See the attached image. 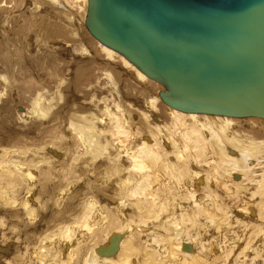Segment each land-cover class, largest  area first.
Masks as SVG:
<instances>
[{
  "label": "rangeland",
  "instance_id": "374dc122",
  "mask_svg": "<svg viewBox=\"0 0 264 264\" xmlns=\"http://www.w3.org/2000/svg\"><path fill=\"white\" fill-rule=\"evenodd\" d=\"M30 1L29 0H25V1L24 0H0V150L3 153H5V155L0 154V160L3 159V161H5L7 159H10V161L7 164H4V162H3V165L0 164V188H4V189H0V193L2 190H4V192L2 191L4 198H2V194H0V210H1L0 211V256L2 257V258L0 257L1 258L0 263L1 264H7V262L11 261L10 262L11 264H43V263L44 264H56V262H57V264H61V262H60V260H62L61 258H63V262L66 261L64 263H67V260H66L67 259V249L64 248V243H66L67 241H70L71 245L75 244L76 250H78V251L84 250L83 251V253H84L86 250H89L90 248L93 249V246L97 245V244L93 245L92 244L93 242H91L92 241L91 239H93V238L97 239L98 238L97 242L100 243V241H102L106 238V236H105L106 234L111 233V232L112 233H114V232L117 233V232H121V231L124 232L126 227L130 224V226L132 225L131 226L132 231H135V232H132V241H133L132 243H133L134 247L138 248V250L141 252V255L138 256V264H139V263L143 262V259H142L143 255L152 252V250H154V248H156V246L159 247L158 244H161V243H159V241H165L168 238V236H165V240H164V235H169V237L173 235V233H172L173 229L171 227H168L167 225L173 219H175L174 221L178 222L184 231V234H182V236L180 237L179 240L176 241V243L180 242L181 244L188 243L190 245H194V242L192 243V240H193L192 238H195L198 236L200 237L202 235L201 237H204V238H202L203 247H205V248H201L200 246H196V245L195 246L197 247L198 253L200 252L199 256L202 257V255H204L203 258L205 260L207 259L206 261H211L214 258V256L213 257L211 256V253L217 251V255L218 254H219L218 256L221 255L222 260L216 264H264V215H263L264 213L262 214L263 218H262V216L260 218H256V217L250 216L252 209L250 210V212L248 210V207L250 208V207H254V206H255L254 210L258 209V206H260L259 200L262 203L264 202L263 201L264 200V196H263L264 191H262L261 188L257 187V185L255 184L254 181H257L256 180L257 178L255 176L251 177L255 174V172L257 174V172L259 173L262 170H264V166H263L264 161L260 162V161L264 160L263 159V157H264V150H263L264 145H261L264 142V121H258L255 119H249V120L243 119L241 121V120L236 119L235 121L232 122V125H231L232 128L230 127L227 130L226 134L222 137V139H221L222 141L220 143L219 142L215 143L214 140H213V142L212 141L208 142V145H209L208 148H210V149H208L204 158L202 160H199L201 162L196 161L197 159H195L193 157V155H189L190 157L188 158L186 163H181L179 161H176L173 158L174 153H176V151L181 150L183 153L186 152L185 154L188 155V154H190V149L187 146V144L184 141H182V138L179 135L183 132V130L176 123V121L173 120V116L171 114L172 109H168L163 103L159 102V104H158L159 106H157L156 111H154L156 113L152 112V114H154L155 118H152L150 116V114H147V113H149L150 110L146 109L147 106L143 103L144 101H146V99L148 100L152 97H158V93L163 90L162 87L159 84L154 83L150 80H149L150 83L149 82H147V83L143 82L142 83V82L137 81L134 74L128 70H127L128 72L126 70H124L118 61H115L116 63H114V61L105 63L106 61H104V57L102 58L103 55H102L101 50L99 49L98 46L97 47L94 46V43L92 42L93 38L91 36H89V34L86 32V30L83 26V18L85 15L84 14L85 13V6L81 0H78V1L58 0L59 4H61L63 10L61 9L60 6H59L60 8L58 9V7H57L58 5L55 8L51 6L53 9L51 7L49 9V11L54 10L57 15L59 13L58 16L56 14L53 15L56 20L53 17H50L48 13L42 12L44 8H47L46 6H48V8H49V5H48L49 2H45L48 0H36L38 4L39 3L41 4L40 8H36V6L34 7V4L32 2L33 0H30ZM27 5H28V9H27ZM43 5H45V6L43 7ZM58 10H60L62 13H60ZM43 13L47 14L48 16L44 15ZM60 18H65L67 22L63 23V25H62V23H61L62 21L60 20ZM22 20H25L26 23H32L35 20V21L45 23V24L49 23V25H53L52 23H55V22H57V24L61 23L59 25H62V27L63 26L68 27L69 26V28H65V30L67 29L66 31H69V32L63 31L64 32V34L62 35L63 37H57L56 38V40H57L56 42H58V43L54 42L55 43L54 44L53 42H48L49 44L48 43L47 44L50 48H47L48 46L45 45L46 42H44V41L42 42L41 38H39V35L37 34V27H33V29L30 28L29 29L30 32H28L27 29L23 28L22 34H20V35L18 34L19 33L18 27H19L20 22ZM66 23H68V24H66ZM31 29L33 30L34 33L31 31ZM25 31H27V33ZM70 31H71V33H70ZM72 36H74L75 39ZM76 37H78V38H76ZM62 39L64 41H61ZM79 41L81 44L85 45V48H87L89 50V54H87L88 56H85V58H86L85 60L87 61V59L88 60L90 59V62L92 61V64H94V65H91V64H89L90 63L89 62L88 67L89 66L91 67V70L93 71V73L94 72L96 73V71L98 70L96 73L97 76L95 73L93 74V76L95 75L96 78H95V76L94 77L92 76V79L88 78V79H86V81L81 82V84L74 82V75H72L71 72L73 73L74 72L73 69H75V68L77 69V71L82 70V69L84 70L85 67L83 66L82 63L81 64L78 63V62H80L79 60H77L79 58V56L78 57L75 56L73 59L67 58V56H69V55H67L68 53L66 54L65 51H63L64 49H67L70 52L72 50L71 45L77 46L80 43H78L76 45L75 42L77 43ZM83 41H84V43H82ZM71 42H73V44ZM94 42L97 43L95 40H94ZM41 44L44 45L43 49L45 47L44 54L46 56L52 55V59L54 60V62H59V63H57V65L54 66V68L57 69V72H53V74L50 73V67H48L46 65V61L50 62L49 59L46 60L47 57L45 55H42L43 53H41V51H40L41 50L40 47L42 46ZM50 44L52 46L53 45L56 46V44H57L58 48H56L57 46L56 47L54 46L56 49L55 48L53 49V47ZM59 45L60 46L63 45V47L61 48V47H59ZM12 56H13V58H12ZM14 56H15V58H14ZM16 57H18V60H19V58L21 59V64L18 66H16V64H15ZM94 61L97 62V64ZM75 63L77 65H79V64L80 65L76 66ZM99 63H100V65H99ZM108 64H109V66H108ZM113 64H114V66H113ZM95 65H98L100 67V70L98 69L99 67L97 68V66H95ZM102 65H103V67H102ZM107 66L110 68L112 73H115V74L117 73L116 76L119 75L118 72L119 73L122 72V73H120L121 76L120 75L119 76L120 77L123 76L124 78L122 79L120 77H117L118 80L119 79L121 80V81H116V83L119 82V84L117 83L118 84L117 87L112 86L110 83H106L107 81L104 79L103 74L105 73V70L107 71V69H109ZM110 66H112V67H110ZM116 66H117V68H116ZM8 70L10 72H8ZM69 71H71V72H69ZM99 71H103V72H99ZM114 71H116V72H114ZM65 74H71V76H65ZM101 74L103 77L101 76ZM98 76H99V78H98ZM1 77H5V79L2 80ZM97 78L98 79L101 78L100 80L102 81V83L100 84V86L97 84H94V83L100 81V80L98 81ZM124 81L128 82L126 84V86L128 88V89L126 88V91H127L126 95H128L127 96L128 100H126L127 98H125V96L123 94L125 92L120 88V86H122L124 84ZM121 83H122V85H121ZM116 88L117 89L120 88L123 91V93L118 92V90ZM138 88H140V89H138ZM95 89L98 91H96ZM55 91H56V93H55ZM72 91H73V93H72ZM37 92H38V95H37ZM98 92H101V93H98ZM136 93H138V94H136ZM141 93L147 95L146 97H148V98H146L145 95L142 97ZM40 94H41V96H40ZM50 94H51V96H50ZM129 94H131V96H129ZM93 96H94V98H93ZM115 96H117V97H115ZM46 97H47V99H46ZM106 97H108L109 99H107ZM76 98H77V100H76ZM104 98H106L107 100L106 99L104 100ZM134 98L137 100H135ZM40 99L42 100V102H40L41 101ZM72 99H73V101H71ZM95 99H97L98 101ZM143 99H144V101H143ZM28 100L29 101L32 100V101L29 102ZM34 100L35 101L38 100L41 103V104H39V107L37 108L38 110L40 109L39 112L43 113L44 111H46L44 113H47V114H44L43 117H41L39 112H38L39 114L34 113L33 110L36 109L33 105ZM77 101L79 104L77 103ZM134 101H136V103ZM84 102L86 104L88 102L89 103L86 105ZM95 102H96V104H95ZM107 102L109 104H107ZM133 102L135 103L136 106H134ZM42 104H43V108H42ZM114 104H116V105L119 104L121 106L123 113L120 111L116 112L115 111L116 109L114 108L115 107ZM123 104H125V107ZM44 105H46V106H44ZM88 105L89 106L92 105V106L89 107ZM95 105H97V106H95ZM108 105H110V106L112 105V106L110 107ZM86 106H88V107H86ZM83 107H86V108H83ZM109 107L111 109L113 108L114 110L113 109L111 110ZM134 107H136L137 109L136 108L134 109ZM139 107H140V109H138ZM105 108H107V110L109 109L108 111L111 113L114 112L115 115L118 113L116 115L117 117L124 115L123 117L122 116L121 117L124 118L125 121H127L128 126L126 125L123 128V130L128 132L129 134H131V133L132 134L131 135L126 134L125 136L123 135V138L121 137L122 140L124 139V137H125V139L130 138L128 141L124 142V144H125L124 145V154H126V158L123 155V150L119 149V151H117L118 146H116V143H114L115 144L114 147L109 148L110 147L109 146L110 140L108 137H110L112 132H113L112 127L108 126V125H100V122L96 120L97 118L103 117L102 119H104L103 120L104 123H109V118L105 117L103 115V112H105V110H106ZM123 108H125V109H123ZM55 109L57 110L56 113L54 112ZM96 109H98V110H96ZM141 109H143V110H141ZM47 110L50 112L51 116H49V112ZM83 110H84V112H83ZM95 110L97 112L94 113L93 111H95ZM127 110L128 111L130 110L129 113L133 112L132 113L133 115L131 113L129 115ZM62 111L66 112V113H64ZM67 111L70 113H68ZM79 111L81 114L79 113ZM99 111H101L102 113ZM166 111L168 113H166ZM25 112L27 115L25 114ZM29 112H30V114H29ZM62 113H63V117H62ZM143 113L144 114L146 113V115L149 116V121L147 120L148 122L143 117V115H142ZM20 114H23V115L21 116ZM24 114H25V116H24ZM65 114H67V115H65ZM169 114H170V116H169ZM57 115L58 116L60 115L61 118L60 117L56 118V117H58ZM65 116H66V118H64ZM92 116L94 118H96L95 119L96 121L93 120L94 118L92 119ZM50 117H52L53 120H51L52 118H50ZM81 117H84V118L89 120L88 122L90 124H87V125H92L93 127H95L94 129H96V128L97 129H96V131L93 130L91 132L90 136H89V134L88 135L86 134L85 136L80 135L81 138L79 141V138H78L79 132L78 133H77V131L73 132L72 131L73 128H71L69 124L73 123V125L76 127L77 124L79 125V124H81V122H83L81 120ZM121 117H119V118H121ZM24 118L26 121L24 120ZM63 118L65 119L66 122L64 121ZM129 118H131V119H129ZM132 119H134V120H132ZM169 119H170V121H168ZM33 120L36 121L37 123H35V122L32 123ZM59 120H61L62 123H60ZM62 120L65 122L64 125H66V128L64 126L65 131L63 130V121ZM135 120H136V122H135ZM137 120H138V122H137ZM44 121H47V122H44ZM51 121L54 124L51 123ZM159 121H162V123ZM164 121L166 122V124L164 123ZM172 121L175 122L176 124L173 123ZM208 121H209V124H207ZM215 121L216 120H203V121H198V122H200V124L205 122L206 126L210 125L207 127H211L214 129V131L220 132L218 126L221 125L222 122L216 121V123H215ZM256 121H257V123H256ZM30 122L33 124L34 128H31L32 124ZM57 122H59V123L57 124ZM212 122L214 124H212ZM219 122H220V124H218ZM236 122H239V123L236 124ZM95 123H96L97 127H96ZM157 123L160 126L164 125L165 127H167L169 125V127L165 128V130L171 128L172 131H174V130H178V131H174L175 132V134H174V132H172L169 129L167 135L165 134V136H163V137L160 135L159 138H157L155 140V142H157V144L159 146L160 155L162 156V160H163L164 164L159 162L158 164H156L157 166L155 165V168H153L154 169L153 175L155 177V185L152 184V187L149 189V191H145L144 193L141 191V192L137 193L136 194L137 196H136L135 194L131 193V190L134 189L133 184L135 182L140 181L141 176H137L136 173L133 172L132 164H130V162H128L127 153H129L131 151L135 152L136 149L139 148V146L141 145L142 141H148L147 139L152 140L151 136H153V134H155L154 133L155 132L154 127H152V126L158 125ZM186 123L193 125L191 120L190 121L187 120ZM59 124H61V125H59ZM141 124H142V126H141ZM145 125H147V126H145ZM49 126H51V127H49ZM148 126H149V128H148ZM25 127H26V129H25ZM237 127L239 129H237ZM125 128H128L129 130L128 129L126 130ZM52 129H53V132H52ZM66 129L69 131H67ZM100 129H102V130H100ZM235 129L237 130V132L239 131L238 132L239 134H241V133L242 134L239 135ZM132 130H133V132H132ZM208 130L209 129H207L205 132H206V134L207 133L209 134L208 137H211L212 135H211V133H209L210 130L209 131ZM58 132L60 135L58 134ZM72 132L74 134H72ZM98 132L100 133L99 136H98ZM169 132H171V134ZM56 134H58V135H56ZM230 134H233V136ZM234 135L235 136L237 135L238 138L240 136V139L235 137L237 139L238 143H240V141H246L247 140L246 142L248 144L250 142H251L250 144H252V145L249 144V146H250L249 148H250V152L252 154L251 156L254 159V160H252L254 163L252 164L253 165L252 169L248 170L250 172H248L246 176L243 175V177H245V178L249 177L248 183H244V185L246 186V189H243V190L240 188L245 187V186L241 185L244 182V179L242 180L243 182L241 181V184L237 185V187H236V184L232 183V179H231L234 177L235 173L233 172L230 174V172H232V171H229L228 168H224L223 170H221L217 166V163H216L217 159L224 162V154L229 155L228 150H230L231 147H232V149H234L237 146L236 144L234 145V144H232V143L230 144V142H228V139L230 137H234ZM88 136L90 137L89 142L87 140ZM133 136H135V137H133ZM169 136L171 137V139ZM131 137H133V138H131ZM164 137H166V139L169 138V145H167V146L162 142V140L165 139ZM227 137H228V139H227ZM245 138H246V140H245ZM103 139H104V141H103ZM125 139L123 141H125ZM23 140H24V142H23ZM41 140L43 142H41ZM138 141H140V142H138ZM175 141H177V143ZM211 142L213 144H211ZM218 143H219V145H218ZM247 143H245V144H247ZM254 143H256V144L258 143L257 144L258 146L256 144L254 145ZM53 144H55V145H53ZM221 144L225 145V146H222ZM211 145H213V146H211ZM89 146L91 147V149H89L90 151L89 150L87 151V148ZM103 147H105V149H103ZM164 147L167 149H164ZM22 148H23V150H22ZM27 148H29V149H27ZM50 149L54 150V151L48 152L47 150H50ZM102 149H103V152H102ZM129 149H132V150H129ZM172 149L175 150V152H173ZM252 149H254V150H252ZM36 150H38V151L35 152ZM1 151H0V153H1ZM165 151L168 154L167 158L163 156V153H165ZM253 151H254V153H253ZM261 151H262V154H261ZM32 152H34V154ZM55 152H57L56 153L58 155L57 157L53 155V153H55ZM104 152H105V154H104ZM109 152H110V154H108ZM22 153H23V155H21ZM35 153H37V154H35ZM106 154H108V155H106ZM117 154H119V159H118L119 161L115 162L116 165H115V163H108L109 162L108 158H110V157L112 158V157H114V155H117ZM258 155H259V157H256ZM20 156H22V157H20ZM1 157H3V158H1ZM58 157L60 159H57ZM216 157H218V158L214 159ZM15 158H18V160H16ZM52 158H54V159H52ZM29 160L32 164L29 162ZM164 160H165V162H164ZM221 161H219V162H221ZM166 162H167V165H165ZM171 162L172 163L174 162L173 166L170 165ZM37 163H38V165H37ZM215 163H216V165H214ZM190 164L192 165L193 168L190 166ZM174 165L175 166L177 165V166L175 167ZM13 166L16 167L15 168L16 172H14ZM64 166L65 167L67 166V167L65 168ZM87 166H90V167L87 168ZM184 166H185V168H182ZM17 168H20L21 170L17 169ZM215 168H217V170L220 171V174H222V176L224 175L223 176L224 178L226 177V179H224L221 182V184L220 183L217 184V186L219 188L217 186H212L209 184L211 181H213L212 178H216L217 176H219V174H217V172L215 171ZM193 169H194V172L199 173V175L201 177V178L199 177L200 178L199 181L201 182V184H199V185L197 184V186H199L200 189L198 191H195L194 193L198 194L200 191V192H202V193H200L201 195H203V194L205 195V193L208 191V189L209 190L215 189L217 192L215 190L214 191L216 193H218V195H220V196H217V195L213 196L214 199H217L216 201L219 200L218 202H220V203H218V202L212 203L210 200H206V201L202 200L201 201L202 203H200V204L204 205L206 210L209 209L208 212L210 214H214L215 216H220L221 218H223L222 216H225L226 214H228L227 211L229 213H231V214L227 215L228 218L225 222L226 224H229V225L226 226L224 223V225H222V227H221L222 230L228 231L229 237H228L227 233L226 234L223 233L224 235H222L223 236L222 238L220 237V234H218V235L215 234L216 229L212 228V226L210 225L211 223L207 219V216L204 214L198 213V211L196 210V208L194 206V203L191 201L190 197L187 195V193H186L187 190H189L190 187L192 189V187H193L192 183L194 181L193 179L196 178L195 175H193V173L191 172V170L193 171ZM255 169H257V170H255ZM81 170H83V171H81ZM95 170H97V171H95ZM162 170L164 173L162 172ZM183 170H186V171H183ZM90 171H92V172L90 173ZM225 171H227L228 174L224 173ZM35 173H37V174H35ZM62 173H64V175ZM160 173H162V174H160ZM167 173H168V175H167ZM237 173L240 174L239 172H237ZM114 174L116 176H114ZM124 174L125 175L127 174V175L125 176ZM157 174L163 176L162 178H164V180L158 179V177H156ZM182 174L184 176H182ZM61 175H62V177H61ZM178 175H181L182 177H180ZM192 175H193V177H192ZM44 176L47 180L44 178ZM30 177H31V179H30ZM117 177L119 178V181H121V182L117 181L118 180ZM205 177H207L208 179L205 180ZM33 178L35 181L33 180ZM40 178H41V180H40ZM156 178H157V181H156ZM251 178H252V180H251ZM115 179H117V180H115ZM120 179H122V180H120ZM123 180H125V181H123ZM233 180L235 182L237 181V179H234V178H233ZM14 181L16 182V184L14 183ZM43 181H44V183H43ZM105 181H106V183H105ZM206 181L208 182L207 184H206ZM37 182H38V184H37ZM83 182L85 185L83 184ZM159 182H160V184H159ZM223 182L227 183V184L229 182H230L229 184H234V186H232V190H233L234 194H232L233 192H230L232 195L230 193H227V192L224 193L221 190V185L223 184ZM101 183H103V184H101ZM109 184H111V185H109ZM162 184H164V185H162ZM13 185L15 187H13ZM20 186L22 188H20ZM67 186H69V187L71 186V188H69ZM110 186H112V188ZM169 187H170V189H169ZM204 187L206 189H204ZM234 187L239 188L241 191L238 189L237 190L238 194H236L237 191H234ZM98 188H99V190H97ZM118 188H121V189L118 190ZM152 188H156V189L155 190L153 189V191H152L151 190ZM80 189H81V191H79ZM83 189H85V190H83ZM114 189H115V191H114ZM160 189H162V191ZM165 190H167V191H165ZM247 190H248V193H247ZM254 190H255V197L252 198V195L250 194V192L253 191V193H254ZM94 191H96V192H94ZM100 191H102V192L99 193ZM119 191H120V193H119ZM107 192H108V194H106ZM114 192H116V193H114ZM33 194H35V195H33ZM110 194H111V196H109ZM181 194H182V196L184 195L183 198H182ZM26 195L28 197H26ZM139 195H141V196H139ZM185 195H187V196H185ZM206 195H208V194H206ZM236 195H238V196H236ZM248 195L249 196L251 195V196L249 197ZM144 196L146 198H144ZM221 196H224V197H221ZM25 197H26V200H25ZM72 197H73V199H71ZM150 197H156L157 198L156 200L158 201V199H159V202L151 203ZM179 197H181V198H179ZM186 197H188V198L186 199ZM119 198H120V201H119ZM223 198H225V199H223ZM140 199H142L144 201L140 202ZM182 199L183 200L186 199V200H184L185 202ZM221 199H222V201H221ZM103 200H105V202ZM116 200H118V201H116ZM8 201H11V202L9 203ZM24 201H25V203H24ZM113 201L115 204L113 203ZM130 201H132V202H130ZM186 201H188V202H186ZM226 201H228V202H226ZM30 202H31V205L29 204ZM67 202H68V204H67ZM107 202H111V203L107 204ZM209 202H211V203H209ZM225 202H226V204H225ZM88 203H91V204H88ZM110 204H112L111 207H112V210L114 209L113 210L114 214L111 211ZM155 204H158L157 208H155L156 207ZM248 204L249 205L251 204V205L248 206ZM113 205H115V206H113ZM215 205H217V207ZM211 206H213V207H211ZM137 207H140V208H138V210H137ZM228 207L231 209H228ZM149 208H150V210H149ZM61 209H63V212L61 211ZM126 209L129 211L127 212ZM133 209H135V211ZM15 210L16 211L18 210L19 212H15ZM180 210H182L181 211L182 213L180 212ZM210 210H211V212H210ZM213 210L216 212H214ZM24 211L25 212L27 211V212L25 213ZM33 211H35V212H33ZM66 211H67V213H66ZM177 211L179 214L177 213ZM263 211H264V207H263ZM188 212L191 214H189ZM88 213H90V215ZM101 213L102 214L104 213V214L102 215ZM129 213H131V214H129ZM81 214H84V215H81ZM85 214H87L88 216ZM186 215H188V216H186ZM202 215H203V217H202ZM86 216L89 220L86 218ZM104 216L106 219V223H105V225L99 227L98 226L99 218L100 217L102 218ZM178 216L180 219L178 218ZM252 216H254V215H252ZM54 217H55V220L52 219ZM84 218H86L87 219L86 221H88V222L83 220ZM204 218L207 220L204 221L205 220ZM12 219L14 221H12ZM23 219H25L26 221ZM66 219H67V221H66ZM187 219H188V222H187ZM119 220H121V221H119ZM164 220H166V221L168 220L167 224H166V221H164ZM52 221L55 222L54 226H53ZM57 221H58V223H57ZM48 222H50L51 224H49ZM140 222H142V223H140ZM205 223H206V225L208 224L209 226L208 225L206 226ZM246 223H247V225H246ZM45 224H46V226H45ZM107 224L109 227L107 226ZM135 224H136V226H135ZM74 225H76L78 227H75ZM82 225H85L84 230H83ZM90 225L92 226V228ZM157 225H159V226H157ZM17 226H19V227H17ZM61 226H63L64 228H65V226L71 227V233H72V235H74V236H72V237H74L73 238L74 240H72V237H71V240H68V238H66V237L64 238L61 235V231L59 233L57 232L58 228L59 229L62 228ZM187 226H188V228H187ZM233 226H234V228H233ZM243 226H244V228H243ZM102 227H104V228H102ZM148 227H149V229H148ZM13 228H15L16 230ZM46 228H47V230H45ZM86 228L87 229L89 228L90 231H88ZM108 228H110V229H108ZM143 228H145V229L143 230ZM7 229H9V230H7ZM38 229H39V231H38ZM79 229H80V231H79ZM105 230H106V232H105ZM49 231L51 233H49ZM77 232H79V233L77 234ZM81 232H83V233H81ZM89 232H91V234ZM9 233L10 234L12 233L11 234L12 236H9L10 235ZM28 233H29V235H28ZM52 233H53V235L54 234L55 235H54V239H53V237L51 239L52 240L51 245L53 248H55V250L53 249V250H51L52 252L49 251V253H47V254L45 251L44 252L41 251V252H43V254L40 253L39 249L41 248V246H43V242H42V240L44 239L43 236L46 237V235H47L48 237H51ZM202 233H204V234H202ZM42 234H44V235H42ZM158 234H160V235H158ZM99 235H101V236H99ZM6 236H8V237H6ZM103 236H105V238ZM112 236L113 235H111V237ZM156 236H158V238H155ZM9 237H11V238H9ZM13 237H15V238H13ZM16 237H18V240ZM152 237H154L153 239L158 240V244H156L152 241L153 240ZM23 238H24V240H23ZM138 238H139V240H138ZM10 239H11V241H10ZM14 239H16V240H14ZM222 239L224 240V243H222V242L220 243V241H222ZM59 240H60V242H59ZM8 241L11 243H9ZM74 241H76V242H74ZM38 242H40V243H38ZM37 243L39 244V246ZM24 244H26V245H24ZM162 244L165 246L164 247L163 245H161L162 248H165V249L162 251V253L160 255L157 256V260H165L166 258L163 256H166L168 251L170 250V248L168 247L169 245L166 242H164ZM7 245H8V247H7ZM35 247H37V248L35 249ZM218 247L220 249L217 250L216 248H218ZM247 247H248V249H247ZM29 249H31V250H29ZM72 249H74V246L71 248V250ZM209 249H211V250H209ZM3 250H4V252H3ZM19 251H21V252L18 253ZM6 252H7V254H6ZM14 253H16V254H14ZM17 253L19 255H17ZM26 253H27V255H26ZM52 253H54V256L56 258L53 256ZM185 253H190V252H185ZM22 254H24V255H22ZM11 255L14 256V258ZM3 256L5 258H3ZM21 256H23V257H21ZM21 258H22V260H21ZM99 258H102V257H99ZM12 260H14V261H12ZM19 260L23 263H21ZM76 264H80L78 260H77Z\"/></svg>",
  "mask_w": 264,
  "mask_h": 264
},
{
  "label": "water",
  "instance_id": "95a60500",
  "mask_svg": "<svg viewBox=\"0 0 264 264\" xmlns=\"http://www.w3.org/2000/svg\"><path fill=\"white\" fill-rule=\"evenodd\" d=\"M101 45L164 87L168 107L264 120V0H87Z\"/></svg>",
  "mask_w": 264,
  "mask_h": 264
},
{
  "label": "bare ground",
  "instance_id": "6f19581e",
  "mask_svg": "<svg viewBox=\"0 0 264 264\" xmlns=\"http://www.w3.org/2000/svg\"><path fill=\"white\" fill-rule=\"evenodd\" d=\"M25 1V0H24ZM30 1V0H29ZM73 1H78V0H73ZM83 3H84V6H85V15H84V18H83V26H84V28H85V30H86V32L89 34V36H91V34L88 32V30H87V28H86V24H85V19H86V12H87V7H88V5H87V0H81ZM31 2V1H30ZM33 2V4H34V7L36 6V8H40V6H41V4L39 3H37V1L36 0H33L32 1ZM45 2H49V8H48V6H46L47 8H44L43 9V11L42 12H46V13H48L49 14V16L50 17H53L54 18V14H56V12L54 11V10H52L53 8L52 7H56L57 5V7H58V9L61 7V9H62V6H61V4H59V1L58 0H48V1H45ZM24 3V2H23ZM30 5V4H29ZM45 5H43V7H44ZM52 6V7H51ZM60 6V7H59ZM33 7V8H34ZM42 7V8H43ZM50 7L52 8L51 10L52 11H49V9H50ZM27 9H28V5H27ZM84 9V8H83ZM39 10V9H38ZM63 10V9H62ZM57 11V10H56ZM60 13H62L60 10H58ZM27 12V11H26ZM31 13V12H30ZM26 14V13H25ZM44 14V13H43ZM44 15H47V14H44ZM57 15V14H56ZM58 15H59V13H58ZM57 15V16H58ZM22 16V15H21ZM48 16V15H47ZM61 17V16H60ZM55 19V18H54ZM56 20V19H55ZM60 20L62 21L61 23H62V25H63V23H65V22H67L66 21V19L65 18H60ZM68 20V19H67ZM61 23H58L57 24V22H55V23H52L53 25H49V23H47V24H45V23H41V22H38V21H35L34 20V22H32V23H26L25 22V20H22L21 22H20V25H19V27H18V34L20 35V34H22V30H23V28L24 29H27V31L28 32H30L29 31V29L30 28H32L33 29V27H37V34L39 35V38H41V41L43 42H46V44L45 45H47L48 46V42H55V43H58V42H56L57 40H56V38L57 37H63L62 35L64 34V32L63 31H66L65 30V28H69V26L67 27V26H63L62 27V25H59V24H61ZM72 23V22H71ZM66 24H68V23H66ZM31 29V31L33 32V30ZM69 30V29H68ZM74 30V29H73ZM27 31H25L26 33H27ZM79 31V30H78ZM31 32V33H32ZM66 32H69V31H66ZM34 33V32H33ZM32 33V34H33ZM70 33H71V31H70ZM68 34V33H67ZM26 35V34H25ZM66 35V34H65ZM69 35V34H68ZM45 36V37H44ZM77 36V35H76ZM80 36V35H79ZM85 36V35H84ZM71 37V36H70ZM69 37V38H70ZM73 38H74V36H72ZM92 37V36H91ZM68 38V39H69ZM72 38V39H73ZM76 38H78V37H76ZM93 38V37H92ZM75 39V38H74ZM87 39V38H86ZM81 40V39H80ZM94 38H93V43H94V46H98L99 47V49L101 50V52H102V58L104 57V61H106L105 63H107V62H113L114 61V63H116L115 61H118L119 62V64L122 66V68L124 69V70H128V71H130V72H132L133 74H134V76H135V78H136V80L137 81H139V82H149V79L145 76V75H143L140 71H138L133 65H131V63H129L126 59H124L121 55H119V54H117L116 52H114V51H112V50H110L109 48H107V47H105V46H103V45H101L99 42H97L96 40V42L97 43H95L94 42ZM61 41H64L63 39L61 40ZM67 41V40H66ZM88 41V40H87ZM48 43V44H47ZM54 43V44H55ZM72 44H73V42H71ZM78 43H80V41L79 42H75V44L77 45ZM82 43H84V41L82 42ZM52 44V43H51ZM50 44V45H51ZM42 46L40 47L41 48V53H43L42 55H45L44 54V50H45V47H44V49H43V44H41ZM61 45V44H60ZM59 45V47H63V45L62 46H60ZM40 46V45H39ZM38 46V47H39ZM52 46V45H51ZM55 45H53L52 47H53V49L57 46V44H56V46L54 47ZM68 46V45H67ZM66 46V47H67ZM93 46V45H92ZM32 47V46H31ZM47 48H50L49 46L47 47ZM46 48V49H47ZM56 48H58V46L56 47ZM55 48V49H56ZM71 48H72V50L69 52L67 49H64L63 51H65V53L67 54V55H69V56H67V58H74L75 56H79V58L77 59V60H79L80 62H78V63H82L83 64V66L85 67V69L83 70H78L77 71V69L75 68V69H73V73L71 72V71H69V72H71V74L72 75H74V82H76V83H80L81 84V82H84V81H86V79H92V76H93V74L95 73H93V71L91 70V67L89 66L88 67V65L89 64H91V65H94V64H92V61L90 62V59L88 60L87 59V61L85 60L86 58H85V56H88L87 54H89V50L87 49V48H85V45L84 44H78L77 46H72L71 45ZM97 49V48H96ZM59 50V49H58ZM95 50V49H94ZM57 51V50H56ZM99 51V50H98ZM48 52V51H47ZM16 54V53H15ZM65 54V55H66ZM14 55V54H13ZM17 56V55H16ZM46 56V55H45ZM47 58H46V60L47 59H49V61L50 62H47L46 61V65L48 66V67H50V73L51 74H53V72H57V69L56 68H54V66L55 65H57V63H59V62H54V60L52 59V55L50 56H46ZM55 57V56H54ZM12 58H13V56H12ZM14 58H15V56H14ZM91 58V57H90ZM55 59V58H54ZM25 60V59H24ZM45 60V59H44ZM92 60V59H91ZM90 62V63H89ZM95 62V61H94ZM93 62V63H94ZM99 62V61H98ZM117 62V63H118ZM89 63V64H88ZM96 64H97V62H95ZM15 64H16V66H18V65H20L21 64V59L19 58V60H18V57H16V61H15ZM45 64V63H44ZM73 64V63H72ZM76 64V63H75ZM79 64V65H80ZM104 64V63H103ZM25 65V64H24ZM74 65V64H73ZM79 65H77L76 64V66H79ZM99 65H100V63H99ZM118 65V64H117ZM95 66H97V68L99 67L98 65H95ZM108 66H109V64H108ZM107 66V67H108ZM113 66H114V64H113ZM27 67V66H26ZM102 67H103V65H102ZM110 67H112V66H110ZM120 67V66H119ZM36 68V67H35ZM59 68V67H58ZM80 68V67H79ZM106 68V67H105ZM109 68V67H108ZM116 68H117V66H116ZM71 69V68H70ZM81 69V68H80ZM99 70H100V67L98 68ZM119 69V68H118ZM28 70V69H27ZM46 71V70H45ZM98 71V70H97ZM97 71H96V73H97ZM121 71V70H120ZM127 71V72H128ZM8 72H10L9 70H8ZM99 72H103V71H99ZM114 72H116V71H114ZM95 73V74H96ZM120 73H122V72H120ZM119 72H118V74L121 76V74H120ZM125 73V72H124ZM12 74V73H11ZM71 74H65V76H71ZM117 74V73H116ZM116 74L115 73H112L111 72V70H110V68L109 69H107V71L105 70V73L103 74L104 75V79L107 81L106 83H110L112 86H115V87H117L118 86V84H119V82H117L116 83V81H121L120 79L118 80V78L117 77H120L119 75L118 76H116ZM125 75V74H124ZM127 75V74H126ZM95 76V75H94ZM93 76V77H94ZM96 76H97V74H96ZM96 76H95V78H96ZM101 76H102V74H101ZM100 76V77H101ZM128 76V75H127ZM126 76V77H127ZM91 77V78H90ZM103 77V76H102ZM101 77V78H102ZM17 78V77H16ZM19 78V77H18ZM39 78V77H38ZM63 78V77H62ZM98 78H99V76H98ZM97 78V79H98ZM100 78V79H101ZM120 78H124L123 76L122 77H120ZM1 79L2 80H4L5 79V77H1ZM57 79V78H56ZM72 79V78H71ZM94 79V78H93ZM100 79H98V81L100 80ZM17 80V79H16ZM22 80V79H21ZM67 80V79H66ZM19 81V80H18ZM63 81V80H62ZM72 81V80H71ZM88 81V80H87ZM101 81V80H100ZM96 82V83H94V84H97V85H99L100 86V84L102 83V81L101 82ZM151 81V80H150ZM92 82V81H91ZM153 82V81H152ZM104 83V82H103ZM128 82H126V81H124V84L122 85V83H121V85L122 86H120V88L125 92V93H123V91L119 88V89H117L118 90V92H120V93H123L124 94V96H125V98H127V96L128 95H126V93H127V91H126V88H127V86H126V84H127ZM150 83V82H149ZM155 83V82H154ZM89 84V83H88ZM135 84V83H134ZM153 84V83H152ZM79 85V84H78ZM155 85V84H154ZM157 85V84H156ZM111 86V87H112ZM161 86V85H160ZM88 87V86H87ZM106 87V86H105ZM110 87V88H111ZM162 87V86H161ZM108 88V87H107ZM143 88V87H142ZM63 89V88H62ZM99 89V88H98ZM112 89V88H111ZM115 89V90H116ZM128 89V88H127ZM131 89V88H130ZM138 89H140V88H138ZM162 91L161 92H163L164 91V87H162ZM96 90V89H95ZM113 90V89H112ZM114 90V91H115ZM38 91V90H37ZM40 91V90H39ZM96 91H98V90H96ZM132 91V90H131ZM47 92V91H46ZM45 92V93H46ZM103 92V91H102ZM139 92V91H138ZM41 93V92H40ZM54 93V92H53ZM55 93H56V91H55ZM72 93H73V91H72ZM98 93H101V92H98ZM111 93V92H110ZM117 93V92H116ZM119 93V94H120ZM26 94V93H25ZM44 94V93H43ZM59 94V93H58ZM118 94V95H119ZM132 94V93H131ZM131 94H129V96H131ZM136 94H138V93H136ZM142 94V93H141ZM159 94H160V92L158 93V97H152V98H150V99H146V101H144V99H143V103L147 106L146 107V109H148V110H150L149 111V113H147V114H150V116L152 117V118H155V116H154V114H152V112H154V111H156V108H157V106H159L158 104H159V102H161V103H163L168 109H172V108H170V107H168L163 101H161V99L159 98ZM37 95H38V92H37ZM117 95V96H118ZM145 94H142V97L144 96ZM40 96H41V94H40ZM44 96V95H43ZM50 96H51V94H50ZM85 96V95H84ZM104 96V95H103ZM102 96V97H103ZM114 96V95H113ZM117 96H115V97H117ZM139 96V95H138ZM141 96V95H140ZM147 95H145V97H146ZM154 96V95H153ZM78 97V96H77ZM89 97V96H88ZM101 97V98H102ZM150 97V96H149ZM45 98V97H44ZM59 98V97H58ZM69 98V97H68ZM93 98H94V96H93ZM107 99H109L108 97H106ZM106 98H104V100L106 99ZM124 98V99H125ZM146 98H148V97H146ZM46 99H47V97H46ZM54 99V98H53ZM60 99V98H59ZM66 99V98H65ZM106 99V100H107ZM114 99V98H113ZM123 99V98H122ZM133 99V98H132ZM135 99V98H134ZM139 99V98H138ZM41 100V99H40ZM76 100H77V98H76ZM95 100H97V99H95ZM112 100V99H111ZM126 100H128V98L126 99ZM135 100H137V99H135ZM140 100V99H139ZM29 101V100H28ZM27 101V102H28ZM32 101V100H31ZM31 101H29V102H31ZM53 101V100H52ZM57 101V100H56ZM55 101V102H56ZM61 101V100H60ZM71 101H73V99L71 100ZM80 101V100H79ZM98 101V100H97ZM124 101V100H123ZM133 101V100H132ZM40 102H42V100L40 101ZM38 100H34V102H33V105H34V107L36 108V109H34L33 111H34V113H38L39 111H40V109L38 110L37 108L39 107V104H41ZM46 102V101H45ZM51 102V101H50ZM62 102V101H61ZM82 102V101H81ZM135 103H136V101H134ZM133 102V104H134V106H136L135 105V103ZM67 103V102H66ZM77 103H78V101H77ZM76 103V104H77ZM85 103V102H84ZM89 103V102H88ZM87 103V104H88ZM113 103V102H112ZM111 103V104H112ZM115 103V102H114ZM127 103V102H126ZM31 104V103H30ZM29 104V105H30ZM45 104V103H44ZM49 104V103H48ZM54 104V103H53ZM75 104V105H76ZM79 104V103H78ZM77 104V105H78ZM86 104V103H85ZM86 104V105H87ZM95 104H96V102H95ZM107 104H109L108 102H107ZM142 104V103H141ZM140 104V105H141ZM52 105V104H51ZM101 105V104H100ZM124 105V107H125V104H123ZM122 105V106H123ZM44 106H46V105H44ZM83 106V105H82ZM81 106V107H82ZM89 106V105H88ZM88 106H86V107H88ZM92 105H90L89 107H91ZM95 106H97V105H95ZM108 106H110V105H108ZM112 106V105H111ZM110 106V107H111ZM114 108L116 109L115 111L116 112H118V111H120V112H122V109H121V106L119 105V104H114ZM133 106V105H132ZM63 107V106H62ZM86 107H83V108H86ZM102 107V106H101ZM109 107V108H110ZM130 107V106H129ZM128 107V108H129ZM32 108V107H31ZM41 108V107H40ZM42 108H43V104H42ZM69 108V107H68ZM94 108V107H93ZM97 108V107H96ZM131 108V107H130ZM136 107H134V109H135ZM142 108V107H141ZM47 109V108H46ZM60 109V108H59ZM63 109V108H62ZM92 109V108H91ZM95 109V108H94ZM93 109V110H94ZM106 110H105V112H103V115L105 116V117H108L109 118V123H104V119H102L101 117L100 118H94L93 116H92V119L94 120V121H99L100 122V125H108V126H111L112 127V129H113V132H112V134H111V136L110 137H108L109 138V140H110V144H109V148H112V147H114L115 146V144L114 143H116V146H118L117 148H118V150L117 151H119V149L120 150H123V155H124V157L126 158V154H124V142H126V141H128L129 139H125V137H124V139H125V141H123L122 139H121V137L123 138V135L125 136L126 134H129L128 132H126V131H124L123 130V128L127 125V121H125V119L124 118H122L121 116H116L115 115V113L114 112H109L108 110H107V108H105ZM111 109V108H110ZM113 109V108H112ZM111 109V110H112ZM123 109H125V108H123ZM137 109V108H136ZM138 109H140V107L138 108ZM32 110V109H31ZM43 110V109H42ZM41 110V111H42ZM50 110V109H49ZM66 110V109H65ZM76 110V109H75ZM78 110V109H77ZM85 110V109H84ZM84 110H83V112H84ZM89 110V109H88ZM96 110H98V109H96ZM93 111L94 113L95 112H97V111ZM114 110V109H113ZM141 110H143V109H141ZM158 110V109H157ZM48 111V110H47ZM56 109H55V113H56ZM74 111V110H73ZM90 111V110H89ZM102 111V110H101ZM101 111H99V112H101ZM130 111V110H129ZM129 111L127 110V112L129 113ZM132 111V110H131ZM44 112H46V111H44ZM41 113V112H39L40 113V115H41V117H43V115L44 114H47V113ZM49 112V111H48ZM62 112H64V111H62ZM68 112V111H67ZM75 112V111H74ZM119 112V113H120ZM142 112V111H141ZM148 112V111H147ZM22 113V112H21ZM33 113V112H32ZM38 113V114H39ZM64 113H66V112H64ZM68 113H70V112H68ZM79 113H80V111H79ZM92 113V112H91ZM102 113V112H101ZM114 113V114H113ZM123 113V112H122ZM121 113V114H122ZM131 113V112H130ZM130 113H129V115H130ZM133 113V112H132ZM131 113V114H132ZM138 113V112H137ZM154 113H156V112H154ZM166 113H168L167 111H166ZM25 114H26V112H25ZM25 114H24V116H25ZM29 114H30V112H29ZM75 114V113H74ZM81 114V113H80ZM86 114V113H85ZM136 114V113H135ZM171 114H172V116H173V120H175L176 121V123L180 126V128L183 130V132L181 133V134H179L180 136H181V138H182V141H184L186 144H187V146L189 147V149H190V154H185V153H183L181 150H178V151H176V153H174V156H173V158L176 160V161H179V162H181V163H186L187 162V160H188V158L190 157L189 155H193V157L195 158V159H197L196 161H199V160H202L203 158H204V156H205V154H206V152L208 151V149H210V148H208V142L209 141H212L213 142V140L215 141V143L216 142H221L222 140V137L226 134V132H227V130L231 127V125H232V122L233 121H235L236 119L235 118H229V117H221V116H211V115H204V114H189V113H183V112H180V111H177V110H174V109H172L171 110ZM21 116L23 115V114H20ZM27 115V114H26ZM36 115V114H35ZM34 115V116H35ZM39 115V116H40ZM65 115H67V114H65ZM133 115V114H132ZM143 115V117L145 118V120L147 121H149V116H147L146 115V113L144 114H142ZM168 115V114H167ZM20 116V117H21ZM47 116V115H46ZM49 116H51L50 115V112H49ZM53 116V115H52ZM55 116V115H54ZM58 116V115H57ZM80 116V115H79ZM84 116V115H83ZM98 116V115H97ZM169 116H170V114H169ZM48 117V116H47ZM60 117V115L58 116V117H56V118H59ZM62 117H63V113H62ZM85 117V116H84ZM84 117H81V120L83 121V122H81V124H77L76 125V127L73 125V123L72 124H69L70 125V127L71 128H73L72 129V131L74 132H76L77 131V133H78V138H79V141H80V135H88L89 134V136L91 135V132L93 131V130H95L96 131V129H94L95 127H93L92 125H87V124H90L88 121V119H86V118H84ZM99 117V116H98ZM119 117H121V118H119ZM137 117V116H136ZM141 117V116H140ZM157 117V116H156ZM26 118V117H25ZM25 118H24V120H25ZM46 118V117H45ZM50 118H52V117H50ZM55 118V117H54ZM55 118V119H56ZM61 118V117H60ZM64 118H66V116L64 117ZM63 118V119H64ZM68 118V117H67ZM127 118V117H126ZM132 118V117H131ZM131 118H129V119H131ZM151 118V119H152ZM170 118V117H169ZM27 119V118H26ZM33 119V118H32ZM41 119V118H40ZM44 119V118H43ZM42 119V120H43ZM47 119V118H46ZM96 119V120H95ZM141 119V118H140ZM249 119H255V120H258V121H264L263 119H258V118H248V119H246V120H249ZM49 120V119H48ZM51 120H53V118L51 119ZM71 120V119H70ZM106 120V119H105ZM132 120H134V119H132ZM154 120V119H153ZM152 120V121H153ZM158 120V119H157ZM187 120H191L192 121V123H193V125H190V124H187L186 122H187ZM203 120H216V121H221L222 123H221V125H219L218 127H219V130H220V132H216V131H214V129L213 128H211V127H207V126H210V125H207L206 126V124H205V122L204 123H202V124H200V122H198V121H203ZM238 120H243V119H238ZM22 121V120H21ZM26 121V120H25ZM28 121V120H27ZM58 121V120H57ZM60 121V123H62L61 122V120H59ZM63 121V120H62ZM64 121H65V119H64ZM63 121V130L65 131V129H64V126H65V128H66V125H64V123L66 122H64ZM147 121V122H148ZM168 121H170V119L168 120ZM216 121H215V123H216ZM37 123L36 121H34L33 120V122L32 123ZM44 122H47V121H44ZM43 122V123H44ZM92 122V121H91ZM107 122V121H106ZM135 122H136V120H135ZM137 122H138V120H137ZM146 122V123H147ZM151 122V121H150ZM154 122V121H153ZM159 122H161L162 123V121H159ZM173 122V121H172ZM248 122V121H247ZM22 123V122H21ZM31 123V122H30ZM31 123V124H32ZM51 123H53L52 121H51ZM59 122H57V124H58ZM94 123V122H93ZM164 123L166 124V122L164 121ZM168 123V122H167ZM170 123V122H169ZM173 123H175V122H173ZM175 123V124H176ZM191 123V124H192ZM237 123H239V122H236V124ZM256 123H257V121H256ZM19 124V123H18ZM30 124V125H31ZM54 124V123H53ZM56 124V123H55ZM156 124V123H155ZM158 124V123H157ZM171 124V123H170ZM207 124H209V121H208V123ZM211 124V123H210ZM212 124H214L213 122H212ZM211 124V125H212ZM218 124H220V122L218 123ZM39 125V124H38ZM37 125V126H38ZM59 125H61V124H59ZM95 125H96V123H95ZM137 125V124H136ZM144 125V124H143ZM153 125V124H152ZM168 125V124H167ZM174 125V124H173ZM234 125V124H233ZM249 125V124H248ZM33 126V124L31 125V128H34V126ZM43 126V125H42ZM47 126V125H46ZM128 126V125H127ZM135 126V125H134ZM141 126H142V124H141ZM145 126H147V125H145ZM213 126V125H212ZM39 127V126H38ZM49 127H51V126H49ZM61 127V126H60ZM96 127H97V125H96ZM152 127H154V133L155 134H153V136H151L152 137V140H149V139H147L148 141H142V143H141V145L139 146V148H137L136 149V151L134 152V151H131V152H129V153H127V156H128V162H130V164H132V169H133V172H135L136 173V175L137 176H141V179H140V181L139 182H135L133 185H134V189H132L131 190V193L132 194H137V193H139V192H145V191H149V189L152 187V184H154L155 185V177H154V175H153V171H154V169L153 168H155V165L156 164H158L159 162H161L162 164H164L163 163V160H162V156L160 155V149H159V146H158V144H157V142H155V140L157 139V138H159V136L161 135L162 137L163 136H165V134L167 135V133H168V130L170 129L171 130V128H169V129H167V130H165V128H167V127H169V125L167 126V127H165L164 125H162V126H160L159 124L158 125H154V126H152ZM215 127V126H214ZM235 127V126H234ZM48 128V127H47ZM104 128V127H103ZM131 128V127H130ZM133 128V127H132ZM148 128H149V126H148ZM216 128V127H215ZM232 128V127H231ZM21 129V128H20ZM25 129H26V127H25ZM108 129V128H107ZM126 130L128 129V128H125ZM176 129V128H175ZM207 129H209L210 130V132L209 133H211V137H208V133L206 134V130ZM234 129V128H233ZM232 129V130H233ZM237 129H239L238 127H237ZM50 130V129H49ZM67 130V129H66ZM100 130H102V129H100ZM111 130V129H110ZM129 130V129H128ZM150 130V129H149ZM208 130V131H209ZM236 130V129H235ZM51 131V130H50ZM63 131V132H64ZM67 131H69V130H67ZM104 131V130H103ZM102 131V132H103ZM172 131V130H171ZM174 131H178V130H174ZM174 131H172V132H174ZM241 131V130H240ZM36 132V131H35ZM52 132H53V129H52ZM62 132V131H61ZM72 132V134H74ZM101 132V131H100ZM132 132H133V130H132ZM152 132V131H151ZM150 132V133H151ZM233 132V131H232ZM231 132V133H232ZM236 132H237V130H236ZM235 132V133H236ZM239 132V131H238ZM237 132V133H238ZM243 132V131H242ZM71 133V132H70ZM149 133V134H150ZM170 134H171V132H169ZM179 133V132H178ZM236 133V134H237ZM58 134H59V132H58ZM58 134H56V135H58ZM99 132H98V136H99ZM132 134V133H131ZM131 134H129V135H131ZM173 134V133H172ZM174 134H175V132H174ZM229 134V133H228ZM239 134V133H238ZM242 134V133H241ZM241 134H239V135H241ZM60 135V134H59ZM230 135H232L233 136V134H230ZM238 135V136H239ZM87 137V140H88V142H89V138L90 137ZM102 136V135H101ZM100 136V137H101ZM128 136V135H127ZM229 136V135H228ZM252 136V135H251ZM67 137V136H66ZM83 137V136H82ZM133 137H135V136H133ZM133 137H131V138H133ZM170 137V136H169ZM175 137V136H174ZM178 137V136H177ZM235 137H237V135L235 136L234 135V137H230L229 139H228V137H227V139H228V142H230V144L232 143V144H236L237 146L234 148V149H232V147H231V149L230 150H228V153H229V155L228 154H224V162H222L221 160H219V159H217L218 157H216V158H214V159H217V161H216V163H217V166L221 169V170H223L224 168H228L229 169V171H232V172H230V174L231 173H235L234 174V179H237V181L235 182L234 180H233V178H231L232 179V183H234V184H236V187H237V185H240L241 184V181L244 179V182L241 184L242 186H245L244 185V183H248V178L249 177H247V178H245V177H243V175H247V173L248 172H250V171H248V170H251L252 169V164L254 163L252 160H254L253 159V157L251 156L252 154H251V152H250V146H249V144L251 143H247L246 141V138H245V140L246 141H240V143H238V141H237V139L235 138ZM86 138V137H85ZM165 139H163L162 140V142L167 146V145H169V138L168 139H166V137H164ZM238 138V137H237ZM244 138V137H243ZM145 139V138H144ZM162 139V138H161ZM170 139H171V137H170ZM173 139V138H172ZM238 139H240V136H239V138ZM248 139V138H247ZM21 140V139H20ZM72 140V139H71ZM74 140V139H73ZM86 140V141H87ZM102 140V139H101ZM132 140V139H131ZM174 140V139H173ZM172 140V141H173ZM225 140V139H224ZM243 140V139H242ZM83 141V140H82ZM103 141H104V139H103ZM106 141V140H105ZM152 141V142H151ZM181 141V142H182ZM252 141V140H251ZM23 142H24V140H23ZM41 142H43L42 140H41ZM56 142V141H55ZM72 142V141H71ZM87 142V143H88ZM107 142V141H106ZM138 142H140V141H138ZM176 143H177V141H175ZM180 142V143H181ZM211 142V144H213ZM253 142V141H252ZM255 142V141H254ZM74 143V142H73ZM86 143V142H85ZM219 143H218V145H219ZM227 143V142H226ZM245 143H247V144H245ZM41 144V143H40ZM80 144V143H79ZM107 144V143H106ZM139 144V143H138ZM172 144V143H171ZM256 143H254V145H255ZM258 144V143H257ZM256 144V145H257ZM28 145V144H27ZM39 145V144H38ZM53 145H55V144H53ZM128 145V144H127ZM178 145V144H177ZM180 145V144H179ZM217 145V146H218ZM222 145V144H221ZM229 145V144H228ZM227 145V146H228ZM250 145H252V144H250ZM261 145H264V142H263V144H261ZM43 146V145H42ZM67 146V145H66ZM129 146V145H128ZM165 146V147H166ZM186 146V147H187ZM211 146H213V145H211ZM222 146H225V145H222ZM226 146V147H227ZM258 146V145H257ZM260 146V145H259ZM25 147V146H24ZM164 147V149H167V148H165ZM187 147V148H188ZM219 147V146H218ZM256 147V146H255ZM35 148V147H34ZM39 148V147H38ZM56 148V147H55ZM60 148V147H59ZM86 148V147H85ZM99 148V147H98ZM116 148V147H115ZM221 148V147H220ZM225 148V147H224ZM257 148V147H256ZM263 148V147H262ZM25 149V148H24ZM27 149H29V148H27ZM49 149V148H48ZM65 149V148H64ZM89 149H91V147L89 146L88 148H87V151L89 150ZM103 149H105V147H103ZM103 149H102V152H103ZM126 149V148H125ZM133 149V148H132ZM132 149H129V150H132ZM169 149V148H168ZM179 149V148H178ZM181 149V148H180ZM227 149V148H226ZM229 149V148H228ZM259 149V148H258ZM7 150V149H6ZM22 150H23V148H22ZM114 150V149H113ZM173 150V149H172ZM212 150V149H211ZM216 150V149H215ZM222 150V149H221ZM252 150H254V149H252ZM264 150V149H263ZM1 151V150H0ZM5 151V150H4ZM38 150H36L35 152H37ZM48 152L50 151V152H53L54 150H47ZM57 151V150H56ZM86 151V150H85ZM90 151V150H89ZM220 151V150H219ZM256 151V150H255ZM63 152V151H62ZM113 152V151H112ZM164 152V151H163ZM162 152V153H163ZM173 152H175V150H173ZM189 152V151H188ZM218 152V151H217ZM227 152V151H226ZM7 153V152H6ZM29 153V152H28ZM33 154H34V152H32ZM42 153V152H41ZM57 152H55V153H53V155L54 156H58L57 154H56ZM107 153V152H106ZM253 153H254V151H253ZM258 153V152H257ZM0 154H4L5 155V153H3L2 151H1V153ZM15 154V153H14ZM27 154V153H26ZM25 154V155H26ZM35 154H37V153H35ZM45 154V153H44ZM43 154V155H44ZM104 154H105V152H104ZM103 154V155H104ZM108 154H110V152L108 153ZM108 154H106V155H108ZM120 154V153H119ZM119 154H117V155H114V157H110V158H108V163H115V162H117V161H119L118 159H119ZM260 154V153H259ZM261 154H262V151H261ZM260 154V155H261ZM16 155V154H15ZM19 155V154H18ZM21 155H23V153L21 154ZM63 155V154H62ZM91 155V154H90ZM170 155V154H169ZM214 155V154H213ZM255 155V154H254ZM14 156V155H13ZM48 156V155H47ZM163 156L164 157H168V154L166 153V151H165V153H163ZM216 156V155H215ZM17 157V156H16ZM20 157H22V156H20ZM29 157V156H28ZM36 157V156H35ZM38 157V156H37ZM61 157V156H60ZM64 157V156H63ZM85 157V156H84ZM172 157V156H171ZM256 157H259V155L258 156H256ZM255 157V158H256ZM261 157V156H260ZM1 158H3V157H1ZM31 158V157H30ZM29 158V159H30ZM100 158V157H99ZM193 158V159H194ZM210 158V157H209ZM16 160H18V158H15ZM14 159V160H15ZM52 159H54V158H52ZM57 159H60L59 157L57 158ZM63 159V158H62ZM257 159V158H256ZM263 159H264V157H263ZM97 160V159H96ZM107 160V159H106ZM105 160V161H106ZM221 161V162H219V161ZM10 161V159H7V160H5V161H3V159L2 160H0V164H2L3 165V162H4V164H7L8 162ZM52 161V160H51ZM256 161V160H255ZM264 160H262V161H260V162H263ZM29 162H30V160H29ZM43 162V161H42ZM53 162V161H52ZM99 162V161H98ZM164 162H165V160H164ZM168 162V161H167ZM167 162H166V164L165 165H167ZM199 162H201V161H199ZM31 163V162H30ZM56 163V162H55ZM94 163V162H93ZM107 163V162H106ZM174 163V162H173ZM173 163L171 162L170 163V165L171 166H173ZM213 163V162H212ZM216 163L214 164V165H216ZM256 163V162H255ZM32 164V163H31ZM90 164V163H89ZM176 164V163H175ZM197 164V163H196ZM201 164V163H200ZM14 165V164H13ZM37 165H38V163H37ZM36 165V166H37ZM40 165V164H39ZM45 165V164H44ZM48 165V164H47ZM70 165V164H69ZM79 165V164H78ZM95 165V164H94ZM101 165V164H100ZM111 165V164H110ZM115 165H116V163H115ZM259 165V164H258ZM49 166V165H48ZM63 166V165H62ZM84 166V165H83ZM86 166V165H85ZM157 166V165H156ZM159 166V165H158ZM161 166V165H160ZM169 166V165H168ZM170 166V167H171ZM175 166V165H174ZM177 166V165H176ZM175 166V167H176ZM187 166V165H186ZM190 166L192 167V165L190 164ZM263 166H264V164H263ZM19 167V166H18ZM65 167V166H64ZM67 167V166H66ZM65 167V168H66ZM88 167H90V166H87V168ZM97 167V166H96ZM95 167V168H96ZM104 167V166H103ZM121 167V166H120ZM189 167V166H188ZM187 167V168H188ZM190 167V168H191ZM202 167V166H201ZM215 167V166H214ZM258 167V166H257ZM6 168V167H5ZM12 168V167H11ZM13 168H14V172H16L15 171V168L16 167H14L13 166ZM22 168V167H21ZM42 168V167H41ZM117 168V167H116ZM159 168V167H158ZM178 168V167H177ZM182 168H185V166L184 167H182ZM193 168V167H192ZM17 169H20V168H17ZM54 169V168H53ZM101 169V168H100ZM103 169V168H102ZM131 169V170H132ZM167 169V168H166ZM180 169V168H179ZM189 169V168H188ZM187 169V170H188ZM196 169V168H195ZM263 169V168H262ZM10 170V169H9ZM8 170V171H9ZM21 170V169H20ZM91 170V169H90ZM93 170V169H92ZM174 170V169H173ZM172 170V171H173ZM190 170V169H189ZM255 170H257V169H255ZM254 170V171H255ZM34 171V170H33ZM47 171V170H46ZM81 171H83V170H81ZM95 171H97V170H95ZM123 171V170H122ZM166 171V170H165ZM171 171V172H172ZM183 171H186V170H183ZM215 171L217 172V174H219V176H217L216 178H212V180L213 181H209L210 183V185H212V186H217V184H221V182L224 180V179H226V177L224 178L223 176H222V174H220V171H218L217 170V168H215ZM39 172V171H38ZM37 172V173H38ZM43 172V171H42ZM85 172V171H84ZM92 171H90V173H91ZM94 172V171H93ZM156 172V171H155ZM162 172H163V170H162ZM175 172V171H174ZM177 172V171H176ZM181 172V171H180ZM191 172L193 173V175H195V177L196 178H194L193 180V183H192V189H191V187H190V189L189 190H187V195L190 197V199H191V201L194 203V206H195V208H196V210L198 211V213L199 214H204V215H206L207 216V219H208V221L211 223L210 225L212 226V228H214V229H216V233L215 234H220V237L222 238L223 236L222 235H224V234H226L227 233V235H228V231H224V230H222L221 229V227H222V225H224V223L226 222V220H227V218H228V216L227 215H229V214H231V213H229L228 211H227V213L228 214H226L225 216H222L223 218H221L220 216H215L214 214H210L209 212H208V210H206L205 209V207H204V205H201L200 203H202L201 201L202 200H204V201H206V200H210L212 203H215V202H218V201H216L217 199H214V197L213 196H215V195H217V196H220V195H218V193H216L217 191L215 190V189H211V190H209L208 189V191L205 193V195L203 194V195H201L200 193H202V192H200L199 191V193L197 194V193H194L195 191H198L200 188H199V186H197V184L199 185V184H201V182L199 181L200 180V175H199V173H197V172H194V169H193V171L191 170ZM237 172H239L240 174H238ZM252 172V171H251ZM37 173H35V174H37ZM101 173V172H100ZM124 173V172H123ZM128 173V172H127ZM164 173V172H163ZM183 173V172H182ZM215 173V172H214ZM224 173H226V174H228L227 173V171H225ZM237 173V174H236ZM254 173V172H253ZM63 175H64V173H62ZM93 174V173H92ZM91 174V175H92ZM160 174H162V173H160ZM20 175V174H19ZM49 175V174H48ZM102 175V174H101ZM112 175V174H111ZM125 175V174H124ZM127 175V174H126ZM125 175V176H126ZM167 175H168V173H167ZM187 175V174H186ZM193 175H192V177H193ZM216 175V174H215ZM94 176V175H93ZM97 176V175H96ZM95 176V177H96ZM114 176H116L115 174H114ZM132 176V175H131ZM178 176H180V177H182V176H184L183 174H182V176L181 175H178ZM256 177L257 179V181H254L255 182V184L257 185V187H260L261 188V190L262 191H264V170H262L261 172H257V174H256V172H255V174L253 175V176H251V177ZM12 177V176H11ZM27 177V176H26ZM35 177V176H34ZM61 177H62V175H61ZM65 177V176H64ZM87 177V176H86ZM122 177V176H121ZM124 177V176H123ZM156 177H158V179H163L164 180V178H162L163 176H161V175H159V174H157V176ZM169 177V176H168ZM174 177V176H173ZM200 177V178H199ZM204 177V176H203ZM212 177V176H211ZM44 178H45V176H44ZM43 178V179H44ZM89 178V177H88ZM118 178V177H117ZM27 179V178H26ZM25 179V180H26ZM30 179H31V177H30ZM46 179V178H45ZM99 179V178H98ZM208 178L207 177H205V180H207ZM33 180H34V178H33ZM40 180H41V178H40ZM47 180V179H46ZM54 180V179H53ZM96 180V179H95ZM115 180H117V179H115ZM120 180H122V179H120ZM179 180V179H178ZM250 180V179H249ZM251 180H252V178H251ZM6 181V180H5ZM22 181V180H21ZM28 181V180H27ZM32 181V180H31ZM35 181V180H34ZM98 181V180H97ZM117 181H119V178H118V180ZM123 181H125V180H123ZM137 181V180H136ZM156 181H157V178H156ZM203 181V180H202ZM30 182V181H29ZM64 182V181H63ZM103 182V181H102ZM110 182V181H109ZM119 182H121V181H119ZM164 182V181H163ZM6 183V182H5ZM13 183V182H12ZM14 183L16 184V182L14 181ZM13 183V184H14ZM23 183V182H22ZM26 183V182H25ZM35 183V182H34ZM43 183H44V181H43ZM105 183H106V181H105ZM118 183V182H117ZM182 183V182H181ZM180 183V184H181ZM208 182L206 181V184H207ZM230 183V182H229ZM227 184V183H224L223 182V184L221 185V190L224 192V193H230V192H233V190H232V186H234V184ZM250 183V182H249ZM19 184V183H18ZM31 184V183H30ZM37 184H38V182H37ZM83 184H84V182H83ZM101 184H103V183H101ZM113 184V183H112ZM158 184V183H157ZM159 184H160V182H159ZM251 184V183H250ZM24 185V184H23ZM27 185V184H26ZM85 185V184H84ZM97 185V184H96ZM99 185V184H98ZM109 185H111V184H109ZM124 185V184H123ZM162 185H164V184H162ZM183 185V184H182ZM55 186V185H54ZM115 186V185H114ZM13 187H15L14 185H13ZM67 187H69V186H67ZM96 187V186H95ZM111 188H112V186H110ZM109 187V188H110ZM133 187V186H132ZM180 187V186H179ZM178 187V188H179ZM218 187V186H217ZM236 187H234V191H237L239 188H236ZM240 187V186H239ZM20 188H22L21 186H20ZM30 188V187H29ZM69 188H71V186L69 187ZM81 188V187H80ZM83 188V187H82ZM102 188V187H101ZM168 188V187H167ZM176 188V187H175ZM183 188V187H182ZM185 188V187H184ZM219 188V187H218ZM0 189H4V188H0ZM60 189V188H59ZM95 189V188H94ZM119 189H121V188H118V190ZM146 189V190H145ZM153 189L155 190L156 188H152L151 190L153 191ZM159 189V188H158ZM169 189H170V187H169ZM172 189V188H171ZM174 189V188H173ZM188 189V188H187ZM204 189H206L205 187H204ZM240 189H246V186L245 187H242V188H240ZM239 189V190H240ZM249 189V188H248ZM16 190V189H15ZM66 190V189H65ZM83 190H85V189H83ZM87 190V189H86ZM97 190H99V188L97 189ZM117 190V189H116ZM161 191H162V189H160ZM216 192H215V191ZM3 192H4V190H2ZM1 191V193L0 194H2L3 192ZM58 191V190H57ZM71 191V190H70ZM79 191H81V189L79 190ZM112 191V190H111ZM114 191H115V189H114ZM165 191H167V190H165ZM171 191V190H170ZM180 191V190H179ZM178 191V192H179ZM241 191V190H240ZM259 191V190H258ZM66 192V191H65ZM72 192V191H71ZM94 192H96V191H94ZM93 192V193H94ZM98 192V191H97ZM102 191H100L99 193H101ZM117 192V191H116ZM116 192H114V193H116ZM260 192V191H259ZM32 193V192H31ZM76 193V192H75ZM78 193V192H77ZM85 193V192H84ZM83 193V194H84ZM92 193V192H91ZM119 193H120V191H119ZM185 193V194H186ZM247 193H248V190H247ZM25 194V193H24ZM29 194V193H28ZM56 194V193H55ZM80 194V193H79ZM88 194V193H87ZM105 194V193H104ZM106 194H108V192L106 193ZM112 194V193H111ZM111 194L109 195V196H111ZM152 194V193H151ZM165 194V193H164ZM170 194V193H169ZM206 194H208V195H206ZM231 194V193H230ZM232 194H234V192L232 193ZM231 194V195H232ZM236 194H238V191L236 192ZM250 194L252 195V198L253 197H255V190H254V193H253V191H251L250 192ZM33 195H35V194H33ZM32 195V196H33ZM91 195V194H90ZM179 195V194H178ZM187 195H185V196H187ZM224 195V194H223ZM228 195V194H227ZM244 195V194H243ZM250 195V196H251ZM261 195V194H260ZM23 196V195H22ZM62 196V195H61ZM64 196V195H63ZM70 196V195H69ZM68 196V197H69ZM96 196V195H95ZM116 196V195H115ZM137 196V195H136ZM139 196H141V195H139ZM170 196V195H169ZM181 196H182V194H181ZM230 196V195H229ZM234 196V195H233ZM236 196H238V195H236ZM249 196V195H248ZM249 196V197H250ZM262 196V195H261ZM260 196V197H261ZM264 196V195H263ZM26 197H28L27 195H26ZM26 197H25V200H26ZM56 197V196H55ZM77 197V196H76ZM92 197V196H91ZM99 197V196H98ZM107 197V196H106ZM184 197V195L182 196V198ZM213 197V198H212ZM221 197H224V196H221ZM2 198H4V196H3V194H2ZM88 198V197H87ZM97 198V197H96ZM110 198V197H109ZM118 198V197H117ZM144 198H146L145 196H144ZM161 198V197H160ZM176 198V197H175ZM179 198H181V197H179ZM188 197H186V199H187ZM218 198V197H217ZM243 198V197H242ZM71 199H73V197L71 198ZM102 199V198H101ZM100 199V200H101ZM127 199V198H126ZM157 198L156 197H150V202L151 203H155V202H159V199H158V201L156 200ZM186 199H184V200H186ZM223 199H225V198H223ZM6 200V199H5ZM37 200V199H36ZM78 200V199H77ZM99 200V201H100ZM110 200V199H109ZM183 200V199H182ZM183 200V201H184ZM189 200V199H188ZM232 200V199H231ZM19 201V200H18ZM17 201V202H18ZM66 201V200H65ZM98 201V202H99ZM104 202H105V200H103ZM116 201H118V200H116ZM119 201H120V198H119ZM141 201H144V200H142V199H140V202ZM221 201H222V199H221ZM238 201V200H237ZM262 201V200H261ZM264 201V200H263ZM5 202V201H4ZM9 203L11 202V201H8ZM37 202V201H36ZM130 202H132V201H130ZM146 202V201H145ZM185 202V201H184ZM183 202V203H184ZM186 202H188V201H186ZM208 202V201H207ZM211 202H209V203H211ZM224 202V201H223ZM222 202V203H223ZM226 202H228V201H226ZM226 202H225V204H226ZM239 202V201H238ZM241 202V201H240ZM6 203V202H5ZM24 203H25V201H24ZM60 203V202H59ZM62 203V202H61ZM100 203V202H99ZM108 203H111V202H107V204ZM113 203H114V201H113ZM127 203V202H126ZM150 203V204H151ZM206 203V202H205ZM218 203H220V202H218ZM245 203V202H244ZM255 203V202H254ZM264 203V202H263ZM262 202H260V200H259V205L260 206H258V209H256V210H254L255 209V206L254 207H248V210H249V212H250V210H251V213H250V216L251 217H256V218H260L261 216H262V214L264 213V211H263V207H264V204H263ZM28 204V203H27ZM30 205H31V202L29 203ZM28 204V205H29ZM67 204H68V202H67ZM88 204H91V203H88ZM94 204V203H93ZM106 204V203H105ZM115 204V203H114ZM246 204V203H245ZM257 204V203H256ZM7 205V204H6ZM9 205V204H8ZM13 205V204H12ZM26 205V204H25ZM121 205V204H120ZM156 205V207L155 208H157V206H158V204H155ZM218 205V204H217ZM217 205H215L216 207H217ZM228 205V204H227ZM244 205V204H243ZM251 205V204H250ZM249 204H248V206H250ZM258 205V204H257ZM15 206V205H14ZM88 206V205H87ZM108 206V205H107ZM112 204H110V208H111V211L113 212V210H112ZM113 206H115V205H113ZM192 206V205H191ZM190 206V207H191ZM247 206V205H246ZM3 207V206H2ZM28 207V206H27ZM64 207V206H63ZM74 207V206H73ZM193 207V206H192ZM207 207V206H206ZM211 207H213V206H211ZM220 207V206H219ZM24 208V207H23ZM22 208V209H23ZM34 208V207H33ZM92 208V207H91ZM135 208V207H134ZM138 208H140V207H137V210H138ZM151 208V207H150ZM150 208H149V210H150ZM238 208V207H237ZM241 208V207H240ZM244 208V207H243ZM5 209V208H4ZM89 209V208H88ZM192 209V208H191ZM228 209H231V208H229L228 207ZM239 209V208H238ZM246 209V208H245ZM244 209V210H245ZM31 210V209H30ZM93 210V209H92ZM103 210V209H102ZM127 210V209H126ZM131 210V209H130ZM134 211H135V209H133ZM184 210V209H183ZM187 210V209H186ZM189 210V209H188ZM1 211V210H0ZM10 211V210H9ZM28 211V210H27ZM26 211V212H27ZM58 211V210H57ZM56 211V212H57ZM61 211L63 212V209H61ZM87 211V210H86ZM101 211V210H100ZM106 211V210H105ZM104 211V212H105ZM129 210H127V212H128ZM182 210H180V212H181ZM214 211V210H213ZM212 211V212H213ZM5 212V211H4ZM3 212V213H4ZM15 212H19L18 210L16 211L15 210ZM25 212V211H24ZM25 212V213H26ZM30 212V211H29ZM33 212H35V211H33ZM120 212V211H119ZM123 212V211H122ZM126 212V213H127ZM141 212V211H140ZM150 212V211H149ZM148 212V213H149ZM153 212V211H152ZM151 212V213H152ZM210 212H211V210H210ZM214 212H216V211H214ZM238 212V211H237ZM248 212V211H247ZM31 213V212H30ZM66 213H67V211H66ZM98 213V212H97ZM111 213V212H110ZM125 213V212H124ZM134 213V212H133ZM144 213V212H143ZM177 213H178V211H177ZM182 213V212H181ZM189 213V212H188ZM239 213V212H238ZM89 215H90V213H88ZM102 214V213H101ZM104 214V213H103ZM102 214V215H103ZM113 214H114V212H113ZM129 214H131V213H129ZM137 214V213H136ZM179 214V213H178ZM189 214H191V213H189ZM188 214V215H189ZM33 215V214H32ZM47 215V214H46ZM54 215V214H53ZM67 215V214H66ZM81 215H84V214H81ZM85 215H87V214H85ZM98 215V214H97ZM110 215V214H109ZM125 215V214H124ZM127 215V214H126ZM141 215V214H140ZM148 215V214H147ZM188 215H186V216H188ZM252 215H254V216H252ZM264 215V214H263ZM4 216V215H3ZM11 216V215H10ZM18 216V215H17ZM55 216V215H54ZM88 216V215H87ZM87 216H86V218H87ZM153 216V215H152ZM28 217V216H27ZM33 217V216H32ZM46 217V216H45ZM68 217V216H67ZM84 217V216H83ZM124 217V216H123ZM202 217H203V215H202ZM86 218H84L83 220H87ZM127 218V217H126ZM156 218V217H155ZM171 218V217H170ZM178 218H179V216H178ZM183 218V217H182ZM187 218V217H186ZM194 218V217H193ZM262 218H263V216H262ZM20 219V218H19ZM26 219V218H25ZM25 219H23V220H25ZM35 219V218H34ZM33 219V220H34ZM52 219H54L55 220V217L54 218H52ZM94 219V218H93ZM180 219V218H179ZM195 219V218H194ZM199 219V218H198ZM205 219V218H204ZM207 219H205L204 221H206ZM48 220V219H47ZM65 220V219H64ZM81 220V219H80ZM89 220V219H88ZM97 220V219H96ZM116 220V219H115ZM175 219H173L167 226L168 227H171L172 229H173V231H172V233H173V235L172 236H170L169 237V235H164V240H165V236H168V238L165 240V241H159V243H161V244H158V240H156V239H153L154 237H152V241L154 242V243H156V244H158L159 245V247L158 246H156V248H154V250H152V252H150V253H147V254H145V255H143V262L142 263H139V264H216V263H218V262H220L221 260H222V256L220 257V256H218L217 255V251L216 252H213V253H211V256L213 257L214 256V258L211 260V261H206L203 257H204V255H202V257H200L199 256V253H198V251H197V247L196 246H200L201 248H205V247H203V241H202V238H204V237H195V238H192L193 240H192V243L194 242V245H190V244H188V243H186V244H181L180 242H178V243H176V241L177 240H179L180 239V237L182 236V234H184V231H183V229L181 228V226H180V224L178 223V222H176V221H174ZM186 220V219H185ZM203 220V219H202ZM229 220V219H228ZM12 221H14L13 219H12ZM26 221V220H25ZM28 221V220H27ZM66 221H67V219H66ZM119 221H121V220H119ZM140 221V220H139ZM138 221V222H139ZM164 221H166V220H164ZM168 221V220H167ZM167 221H166V224H167ZM17 222V221H16ZM23 222V221H22ZM53 222V226H54V221H52ZM72 222V221H71ZM86 222H88V221H86ZM85 222V223H86ZM137 222V223H138ZM147 222V221H146ZM187 222H188V219H187ZM14 223V222H13ZM31 223V222H30ZM49 224H51L50 222H48ZM57 223H58V221H57ZM74 223V222H73ZM105 223H106V219H105V216L104 217H100L99 218V223H98V226L100 227V226H103V225H105ZM140 223H142V222H140ZM144 223V222H143ZM207 223V222H206ZM206 223H205V225H206ZM237 223V222H236ZM258 223V222H257ZM87 224V223H86ZM114 224V223H113ZM123 224V223H122ZM63 225V224H62ZM65 225V224H64ZM127 225V224H126ZM156 225V224H155ZM208 225V224H207ZM206 225V226H207ZM225 225L226 226H228L229 224H226L225 223ZM233 225V224H232ZM246 225H247V223H246ZM35 226V225H34ZM45 226H46V224H45ZM58 226V225H57ZM75 227H78V226H76V225H74ZM83 226V230H84V226L85 225H82ZM91 226V225H90ZM107 226H108V224H107ZM132 226V225H131ZM131 226H130V224L126 227V229L124 230V232L123 231H121V232H117V233H108V234H106L105 236H106V238H105V236H103L105 239L104 240H102V241H100V243L99 242H97V240H98V238L96 239V238H93V239H91L92 241L91 242H93L92 244L94 245V244H97L96 246H93V249L92 248H90L89 250H86L84 253H83V251H78V250H76L75 249V244H73V245H71V243H70V241H67L66 243H64V248L65 249H67V263L68 264H76V262H77V260L79 261V263L80 264H138V256H140L141 255V252L138 250V248H135L134 247V245H133V241H132V232H135V231H132V228H131ZM135 226H136V224H135ZM157 226H159V225H157ZM209 226V225H208ZM14 227V226H13ZM17 227H19V226H17ZM62 228L61 229H57L58 231V233L61 231V235L65 238H68V240H71V237L72 236H74V235H72V233H71V227H66L65 226V228L63 227V226H61ZM88 227V226H87ZM109 227V226H108ZM134 227V226H133ZM139 227V226H138ZM64 228V229H63ZM91 228H92V226H91ZM102 228H104V227H102ZM137 228V227H136ZM141 228V227H140ZM139 228V229H140ZM151 228V227H150ZM187 228H188V226H187ZM199 228V227H198ZM233 228H234V226H233ZM243 228H244V226H243ZM13 229H15V228H13ZM23 229V228H22ZM43 229V228H42ZM76 229V228H75ZM87 229V228H86ZM108 229H110V228H108ZM145 228H143V230H144ZM148 229H149V227H148ZM7 230H9V229H7ZM16 230V229H15ZM14 230V231H15ZM36 230V229H35ZM45 230H47V228L45 229ZM88 231H90L89 230V228L87 229ZM86 230V231H87ZM4 231V230H3ZM11 231V230H10ZM23 231V230H22ZM38 231H39V229H38ZM79 231H80V229H79ZM87 231V232H88ZM111 231V230H110ZM24 232V231H23ZM22 232V233H23ZM26 232V231H25ZM55 232V231H54ZM53 232V233H54ZM105 232H106V230H105ZM194 232V231H193ZM16 233V232H15ZM48 233V232H47ZM49 233H51L50 231H49ZM53 233H52V236L51 237H48L47 235H46V237H44L43 236V240H42V242H43V246H41V248L39 249V252L40 253H42L43 254V252L45 251L46 252V254L47 253H49V251H51V250H55V248H53L52 247V245H51V243H52V237H53V239H54V235H53ZM74 233V232H73ZM79 232H77V234H78ZM81 233H83V232H81ZM90 234H91V232H89ZM93 233V232H92ZM224 233V234H223ZM5 234V233H4ZM10 234V233H9ZM12 234V233H11ZM9 235V236H12V235ZM21 234V233H20ZM157 234V233H156ZM198 234V233H197ZM202 234H204V233H202ZM17 235V234H16ZM28 235H29V233H28ZM27 235V236H28ZM33 235V234H32ZM42 235H44V234H42ZM81 235V234H80ZM83 235V234H82ZM111 235H113L112 237H111ZM134 235V234H133ZM158 235H160V234H158ZM199 235V234H198ZM5 236V235H4ZM96 236V235H95ZM99 236H101V235H99ZM6 237H8V236H6ZM60 237V236H59ZM58 237V238H59ZM111 237V238H110ZM214 237V236H213ZM228 237H229V235H228ZM9 238H11V237H9ZM13 238H15V237H13ZM17 238V240H18V237H16ZM38 238V237H37ZM56 238V237H55ZM74 237H72V240H74L73 239ZM82 238V237H81ZM84 238V237H83ZM155 238H158V236H156ZM31 239V238H30ZM14 240H16V239H14ZM23 240H24V238H23ZM38 240V239H37ZM58 240V239H57ZM61 240V239H60ZM60 240H59V242H60ZM138 240H139V238H138ZM162 240V239H161ZM215 240V239H214ZM10 241H11V239H10ZM20 241V240H19ZM62 241V240H61ZM78 241V240H77ZM80 241V240H79ZM82 241V240H81ZM7 242V241H6ZM9 242V241H8ZM18 242V241H17ZM23 242V241H22ZM55 242V241H54ZM73 242V241H72ZM74 242H76V241H74ZM164 242H166L169 246V248H170V250L168 251V253H167V255L166 256H163V257H165L164 259L165 260H157V256L158 255H160L161 253H162V251L165 249V248H162V246L161 245H163L162 243H164ZM213 242V241H212ZM224 243V240L222 239V241H220V243ZM9 243H11V242H9ZM38 243H40V242H38ZM37 243V244H38ZM99 243V244H98ZM191 243V244H192ZM218 243V242H217ZM212 244V243H211ZM215 244V243H214ZM4 245V244H3ZM10 245V244H9ZM12 245V244H11ZM14 245V244H13ZM20 245V244H19ZM24 245H26V244H24ZM29 245V244H28ZM57 245V244H56ZM55 245V246H56ZM137 245V244H136ZM144 245V244H143ZM196 245V246H195ZM222 245V244H221ZM15 246V245H14ZM38 246H39V244H38ZM54 246V245H53ZM58 246V245H57ZM62 246V245H61ZM74 246V249H72L71 250V248ZM164 246V245H163ZM212 246V245H211ZM215 246V245H214ZM4 247V246H3ZM7 247H8V245H7ZM6 247V248H7ZM13 247V246H12ZM21 247V246H20ZM23 247V246H22ZM29 247V246H28ZM32 247V246H31ZM30 247V248H31ZM34 247V246H33ZM165 247V246H164ZM14 248V247H13ZM37 247H35V249H36ZM60 248V247H59ZM196 248V249H195ZM208 248V247H207ZM15 249V248H14ZM185 251V252H190V253H185L183 250ZM200 249V248H199ZM217 250L218 249H220L219 247L218 248H216ZM247 249H248V247H247ZM10 250V249H9ZM21 250V249H20ZM29 250H31V249H29ZM34 250V249H33ZM209 250H211V249H209ZM35 251V250H34ZM41 251H43V252H41ZM3 252H4V250H3ZM2 252V253H3ZM12 252V251H11ZM21 251H19L18 253H20ZM52 252V251H51ZM232 252V251H231ZM10 253V252H9ZM17 253V255H19ZM24 253V252H23ZM6 254H7V252H6ZM14 254H16V253H14ZM33 254V253H32ZM53 254V256H54V253H52ZM208 254V253H207ZM22 255H24V254H22ZM26 255H27V253H26ZM40 255V254H39ZM50 255V254H49ZM48 255V256H49ZM57 255V254H56ZM8 256V255H7ZM12 256V255H11ZM31 256V255H30ZM47 256V257H48ZM59 256V255H58ZM57 256V257H58ZM233 256V255H232ZM1 257V256H0ZM10 257V256H9ZM13 258H14V256H12ZM16 257V256H15ZM20 257V256H19ZM18 257V258H19ZM21 257H23V256H21ZM34 257V256H33ZM43 257V256H42ZM55 257V256H54ZM61 257V256H60ZM99 257H102V258H99ZM2 258V257H1ZM0 258V259H1ZM3 258H5L4 256H3ZM26 258V257H25ZM31 258V257H30ZM56 258V257H55ZM227 258V257H226ZM17 259V258H16ZM20 259V258H19ZM24 259V258H23ZM27 259V258H26ZM25 259V260H26ZM54 259V258H53ZM62 260H60V262H61V264H67V263H64V262H66V261H64L63 262V258H61ZM6 260V259H5ZM10 260V259H9ZM8 260V261H9ZM21 260H22V258H21ZM24 260V261H25ZM44 260V259H43ZM12 261H14V260H12ZM20 261V260H19ZM33 261V260H32ZM52 261V260H51ZM72 261V262H71ZM11 262V261H10ZM10 262H7V264H11ZM21 262V261H20ZM35 262V261H34ZM21 263H23V262H21ZM26 263V262H25ZM41 263V262H40ZM1 264V263H0ZM44 264V263H43ZM56 264H57V262H56Z\"/></svg>",
  "mask_w": 264,
  "mask_h": 264
}]
</instances>
